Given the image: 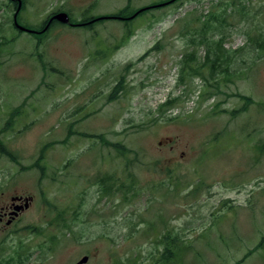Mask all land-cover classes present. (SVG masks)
Masks as SVG:
<instances>
[{
	"label": "rangeland",
	"instance_id": "obj_1",
	"mask_svg": "<svg viewBox=\"0 0 264 264\" xmlns=\"http://www.w3.org/2000/svg\"><path fill=\"white\" fill-rule=\"evenodd\" d=\"M159 1L26 0L18 21L39 29L61 12L81 21ZM222 1L177 0L129 24L58 23L40 37L13 28L15 7L0 0V128L24 105L5 139L19 163L0 155V208L33 198L13 225L0 223V264H264V57L253 49L264 0H235L225 48L237 73L220 91L209 97L203 78L178 85L193 49L178 22ZM168 99L175 108L159 113Z\"/></svg>",
	"mask_w": 264,
	"mask_h": 264
},
{
	"label": "trees",
	"instance_id": "obj_2",
	"mask_svg": "<svg viewBox=\"0 0 264 264\" xmlns=\"http://www.w3.org/2000/svg\"><path fill=\"white\" fill-rule=\"evenodd\" d=\"M168 1L170 0H162V1H159L158 3L152 4L149 7H145L148 9H146L142 13H139V15H137L133 19H129V18L132 17L139 10L130 11L129 6H127L123 10H121L119 13L112 15L111 17H107L106 19L99 20L93 24L90 23L92 19H84L81 21H73L71 19V22L74 24H78L73 27H84L86 29H91L97 23H101L107 20H119V21L125 22V24H129L130 22H132L139 16L143 15L144 13H148L149 11H152L155 9L164 8V6H160V7H154V6L161 5ZM22 2H23V6L21 8V11L25 9L26 0H22ZM9 3L15 7V12H16L18 8V2H16V0H9ZM170 5H167V6H170ZM234 5H235V0L222 1L218 5L213 6L206 15L199 16L196 20H188L187 18H184L178 22L180 24L183 23L182 24L183 27L181 28V32H180L181 36L183 38H186L189 41V46L193 47L192 51H187V53L184 54V57L180 61L178 85L183 84V83L185 84V82L188 81L187 79L190 80L192 78H203L204 81L207 82V87L214 88V90H216L213 92L208 91L209 92L208 96L210 97L213 94H216L218 91H220V84L223 79L230 80L231 77H234L236 75L237 73L236 70H232V65L235 64L232 54L234 53L236 54L237 52L236 51L229 52L225 48V42L228 37V35L226 34V27H227L226 25L230 24L229 20L232 17V7ZM21 11L18 14V20H20ZM14 14H13V17H14ZM56 24H58V22L54 21L51 27H53ZM13 28L18 30L14 25V20H13ZM43 28H44V25H42L39 29L35 28L32 30H42ZM18 31L23 32L20 30ZM47 33L48 31L41 33V34H35V33H32V34L35 36L39 35L40 37H45ZM41 39L39 41H42ZM9 42L10 41H4L1 43L2 45H5L6 43H9ZM159 46L160 44H157L154 48H152L151 51L153 52L157 50ZM199 47L205 48L204 57L198 56ZM253 49L255 53L257 54V58L264 57V33H261V32L258 33V37L254 41ZM120 87H121L120 85H117L116 87L113 88V91L109 96L110 100H112V98L116 96L117 92L120 90ZM244 99L246 101V106L242 110H246L247 106L253 103L252 100L249 98H244ZM174 101L175 99L166 100L165 102L159 105L157 111L159 113L160 112L165 113L167 111L173 110L176 106V103H174ZM23 108H24V105L15 108L11 112L10 117L5 121L4 125L0 128V155L2 157L8 158L12 162H17V163H19L20 155L10 148L9 141H6L5 139L7 138V134H10L9 132H13V130L15 129L14 126L16 125V118L18 116H21ZM235 113L236 112H233V115ZM93 137L98 140L101 139V143L103 146L108 147L112 145L115 148V151L117 153L118 152L121 153L120 150H122V148L124 149V147L121 146L120 144L113 145L110 141L105 139L102 135L93 136ZM52 146L53 144H45L41 148L40 153H39L40 155L38 157L37 162L35 163V166L41 169L42 175L44 174V171L47 168V164L45 162V156H46L47 149L49 147L51 148ZM65 227L67 229H70L68 225H66ZM34 230H35V233L38 234V231L36 229ZM164 241H165V250L162 254L163 255L162 258L166 261H169V258L175 254V252L171 249V247L172 248L174 247L176 240L172 238L170 235H167L164 237ZM26 246L27 244H25L24 241L19 240L17 248L14 250L15 253H17L18 263H23L22 258H21L22 255L21 253H18V251L24 250L23 253L25 252L26 254ZM25 257L29 259V255L26 254ZM13 261H14V258H12L8 262V264L13 263Z\"/></svg>",
	"mask_w": 264,
	"mask_h": 264
},
{
	"label": "water",
	"instance_id": "obj_3",
	"mask_svg": "<svg viewBox=\"0 0 264 264\" xmlns=\"http://www.w3.org/2000/svg\"><path fill=\"white\" fill-rule=\"evenodd\" d=\"M176 1H177V0H170V1H168V2H165V3L161 4V5H156V6H154V7L167 6V5H170V4H172V3L176 2ZM17 2H18V8H17V10H16V12H15V14H14V17H13L15 27H16L18 30L23 31V32L38 33V32H36L35 30H31V29H29V28H26V27L22 26V25L19 23V21H18V14H19V12L21 11V8H22V6H23V2H22V0H17ZM146 9H148V8H144V9L139 10L137 13H135V14H134L132 17H130L129 19H133V18H135L137 15H139V13H142V12L145 11ZM106 18H107V17H106ZM106 18H98V19H94V20H92L90 23H94V22H97V21H99V20L106 19ZM53 21H56V22H58V23H60V24H63V25H75V24H73V23L71 22V18H70V16H69L67 13H65V12H61V13H58V14L53 15V16L50 18V20H49L48 26H49L50 23H52ZM82 25H83V24H82ZM48 26H47V27H48ZM47 27L42 31V33L46 31ZM23 199H24L23 197H16V198H12V201H13V203H15L16 201H22ZM24 200H25V204H24V205H17V206L14 207L13 213L11 214L12 217L15 218V217H17V216L19 215V212H21V211H23V210H25V209H28L29 206H30V204H31V202L33 201V198H26V199H24ZM9 224H10V222L8 223V225H9ZM88 261H89V256H84L83 258H81V260L78 261L77 264H86V263H88Z\"/></svg>",
	"mask_w": 264,
	"mask_h": 264
},
{
	"label": "flooded vegetation",
	"instance_id": "obj_4",
	"mask_svg": "<svg viewBox=\"0 0 264 264\" xmlns=\"http://www.w3.org/2000/svg\"><path fill=\"white\" fill-rule=\"evenodd\" d=\"M16 2H17V0H16ZM53 15H55V14H53ZM53 15H51V16H49L45 21H44V23H43V25H44V28L42 29V30H35L36 32H38V33H35V34H41L42 33V31L48 26V23H49V20H50V18L53 16ZM69 15V14H68ZM92 20H94L93 18H92ZM91 20V21H92ZM90 21V22H91ZM54 22V21H53ZM52 22V23H53ZM52 23H50V25L47 27V29H46V31H49L52 27ZM95 23V22H94ZM74 24V23H73ZM93 24V23H92ZM75 25H78V24H75ZM75 25H71V26H75ZM32 30V29H31ZM45 31V32H46ZM44 33V32H43ZM38 36V35H37ZM14 198H16V196H14ZM24 199H26V198H24ZM22 200V201H16L15 203H13V201L11 200V202H10V204H8V205H6V206H4V207H1L0 208V223H3V222H6V224L8 225V223L10 222L11 224H9V226H11V225H13L14 223H15V221L20 217V215L24 212V210L23 211H21V212H19V215L17 216V217H12L11 216V214L13 213V210H14V207L15 206H17V205H24L25 204V200ZM32 203V202H31ZM31 205V204H30Z\"/></svg>",
	"mask_w": 264,
	"mask_h": 264
}]
</instances>
